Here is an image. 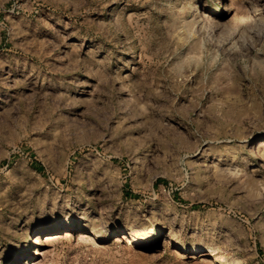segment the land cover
Masks as SVG:
<instances>
[{"label": "rangeland", "instance_id": "rangeland-1", "mask_svg": "<svg viewBox=\"0 0 264 264\" xmlns=\"http://www.w3.org/2000/svg\"><path fill=\"white\" fill-rule=\"evenodd\" d=\"M263 141L264 0H0V264H264Z\"/></svg>", "mask_w": 264, "mask_h": 264}, {"label": "bare ground", "instance_id": "bare-ground-1", "mask_svg": "<svg viewBox=\"0 0 264 264\" xmlns=\"http://www.w3.org/2000/svg\"><path fill=\"white\" fill-rule=\"evenodd\" d=\"M229 1H232V0H229ZM208 20H210V21H212V20H214V18L213 17H208L207 18ZM258 147H264V141L263 142H261L259 145H258ZM78 225H76L74 222H70V221H67V222H63V223H54V224H52V225H49V226H40L37 230H36V232H35V236H34V239H32V242L33 243H37V242H40V240H43V239H45V240H47L46 239V236H50V235H54V234H57V233H62L63 231H65V232H67V231H69V230H71V229H73V228H75V227H77ZM48 233V234H47ZM115 232H113V234H114ZM138 234V232L136 233V235ZM136 235H134V237L136 236ZM124 236V235H123ZM94 237H101V236H99L98 234L96 235H94V234H91V233H86L85 235H84V237H83V240H85L86 242H89V240H92V239H94ZM129 237V236H128ZM123 239H125L124 237H122ZM127 238V237H126ZM130 238V237H129ZM102 240H105V238L104 239H102ZM129 241H131V243H133V242H136V241H138V237L137 238H135V239H133V240H129V239H127L126 240V243H128ZM174 246H177L178 247V249H180V250H182L183 249V246H181V245H179V244H177V245H172V247H174ZM27 248H28V245L27 244H25L24 246H21V248H20V251H24V252H26L27 251ZM202 251H204L203 249H202V247H194V248H191V250H190V252L192 253V254H194V253H198V252H202ZM23 253H21V252H19V253H17V254H15V256H14V258L9 262L10 264H12V261L13 260H18V259H22L23 258ZM14 264V263H13Z\"/></svg>", "mask_w": 264, "mask_h": 264}]
</instances>
